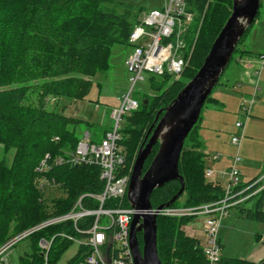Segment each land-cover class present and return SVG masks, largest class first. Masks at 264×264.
<instances>
[{"label":"trees","instance_id":"16d2710c","mask_svg":"<svg viewBox=\"0 0 264 264\" xmlns=\"http://www.w3.org/2000/svg\"><path fill=\"white\" fill-rule=\"evenodd\" d=\"M187 2L194 15L193 21H196L194 40L188 48L191 50L188 64L180 78L165 74L161 83L153 84L157 90L161 89L157 95L145 96L140 102L134 97L139 103L138 109L126 117L124 134L119 132L120 140L117 142L126 157L127 168L156 112L175 98L201 66L230 15L232 0ZM142 12L143 7L109 0H0V144L5 150L14 149L9 166L0 161V246L50 217L70 212L81 195L97 194L102 190L97 165L53 163L55 158L67 157L75 150L80 138L68 125L81 120L47 108V101L48 98L83 99L89 92L92 78L109 70L111 47L114 44L130 46L129 34L138 24ZM249 27L240 37L232 56L235 53L237 56L252 55V51L240 47ZM170 78L172 82L166 85ZM219 81L220 78L217 84ZM216 101L209 95L204 104ZM195 127L186 137L179 158L178 170L185 188L170 206H197L216 202L224 196V187L216 179L209 180L204 176L207 169L205 154ZM157 148L158 144H155L143 170L151 162ZM46 156L48 166L38 173L36 165ZM260 176L246 183L239 181L232 193L250 185ZM44 181L48 184L40 187L39 182ZM263 183L264 180L245 194H250ZM45 186L48 189L56 187L60 194L52 198L44 197L42 190ZM180 186L179 181L174 180L155 189L150 197L152 208L168 202ZM249 202L253 203L252 208L244 205ZM81 205L86 209L97 207L95 201L87 197L82 198ZM124 206H128L126 200ZM263 206L264 187L231 209L250 220L264 222ZM193 219L190 216H157V250L161 264L206 263L202 245L182 229ZM91 220L92 217L79 219L75 225L86 229ZM61 233L75 234L72 221L45 226L25 238L31 237L32 247L40 251L39 240L53 237L46 264H54L71 244L60 238ZM137 239L141 247L140 233ZM83 249L79 247L69 264H78L82 260ZM44 262L41 252L21 258V264ZM220 264L255 263L221 254Z\"/></svg>","mask_w":264,"mask_h":264},{"label":"built area","instance_id":"2783aa9c","mask_svg":"<svg viewBox=\"0 0 264 264\" xmlns=\"http://www.w3.org/2000/svg\"><path fill=\"white\" fill-rule=\"evenodd\" d=\"M143 13L128 37L131 51L125 59V69L129 88L122 94L119 108L114 109L111 113V117L115 120L114 127L97 142L92 141L90 135L86 133L69 156L57 157L53 160L54 164L68 162L97 165L100 169L99 179L103 183L102 190L97 194L81 195L70 212L50 217L35 228L8 239L0 246V264H6V252L18 240L25 238L34 230L64 221H72L75 234L61 233L60 238L77 243L79 247L84 248L82 260L78 264H134L128 246L129 228L134 210L129 204L124 206V201H127L126 193L134 159L127 168L126 157L117 146V142L120 140L119 122L126 113L138 109L139 103L134 98L133 92L135 84L143 80V72L157 76L167 74L175 79L180 78L191 55V50L186 45V37L194 18L187 0H161V5L158 8L146 10ZM263 67L264 54L260 55L259 65L255 69L257 77ZM254 87L257 91V83ZM253 100L254 97L251 96L246 103L240 106L245 118L249 115ZM235 126L241 128L242 123L236 122ZM241 139L242 134L234 135L231 138V143L238 146ZM46 158L48 156L36 165L38 173L46 170L48 166ZM239 162L240 157L238 153H235L231 166L222 173L227 176L222 199L197 206H168L157 211V216H190L202 219L204 234L202 253L205 264H220L219 227L221 219L230 212L231 207L236 203L242 202L264 187L263 183L250 194H245L247 190L264 180L263 174L250 185L232 193L234 188L239 185L237 170ZM214 174L215 172L211 169H206L204 172L206 178H210ZM39 184L40 187H43L48 182H39ZM83 197L95 201L97 207L83 208L81 205ZM87 217H92L91 225L88 228L79 229L76 227L75 224L79 219ZM103 219H105V223H103ZM52 240L53 237L49 240L41 239L38 242L45 263Z\"/></svg>","mask_w":264,"mask_h":264},{"label":"rangeland","instance_id":"374dc122","mask_svg":"<svg viewBox=\"0 0 264 264\" xmlns=\"http://www.w3.org/2000/svg\"><path fill=\"white\" fill-rule=\"evenodd\" d=\"M109 1L129 3L134 7H143V12L158 8L161 5V0ZM108 6H110V4H108ZM143 12L139 17L144 14ZM195 24L196 21L194 20L187 32L186 44L188 48H190V42L194 40ZM248 30L249 31L246 33V36H244L240 47L252 51L251 56H256L259 52L264 51V0H261L257 17ZM130 51L131 46L129 45L123 46L114 44L111 47L109 70L107 72L97 73L92 78L89 92L83 99L48 98L47 108L54 109L67 117L81 120V122L76 124L68 125V128L73 129L79 138H84L87 133L90 135L92 141L97 142L103 137V133L114 127L115 120L111 117V113L114 109L119 108L121 96L129 88L128 76L125 69V59ZM238 57L240 56H237V53L231 57L227 67L220 76V83L216 84L210 93V96L218 99V103H205L201 110L200 119L199 121L197 120V125L195 124L194 126H196L195 129L199 133L200 140L202 141V151L205 154V166L210 167L209 169L215 167V162L218 160L216 155L219 157L223 156V159H231L227 155L230 152L231 155H234L236 153V148L227 146V140L243 130L244 135L242 134L241 143L238 149L241 161L237 164V170L239 171L238 178L240 177L239 179H241L243 183H246L253 177L258 175L263 176L262 174L264 173V92L261 90L254 98V103H252L253 106L251 105L252 109L250 110L248 117L245 118L242 115V108L237 105L236 101L237 96L239 95V89L237 86L241 84V80H233L234 70L237 69L235 67V61H238ZM239 70L240 68L238 66V71ZM142 78V81H138L135 84L133 92V96L139 102L145 98V96L153 97V95H157L161 89L157 90L153 87V84L158 85L163 81L162 76L153 75L147 72L142 73ZM180 80L184 79L181 78ZM253 80H255V77ZM171 82L172 78L166 81L165 84L168 85ZM246 84L245 81L241 85L243 86ZM263 84V81L259 79V86H261V89H264ZM220 97L221 100H219ZM259 107L261 108L258 109ZM129 114L130 113H126L122 116L119 122V132L121 134H124V129L127 125L126 117ZM235 122L242 123V127L239 129L240 131L233 130L232 127H234ZM13 155V148L5 150L2 144H0V161H4L6 165L9 166L13 159ZM134 158L135 156L133 159ZM214 177L215 174L208 179L214 180ZM222 177H225L226 181L227 176L223 175ZM222 181L224 180L222 179ZM42 193L44 194V197L52 198L58 196L60 190L56 187L48 189L45 186ZM180 199L182 200L183 198ZM152 210L156 211V208H152ZM135 212L136 211L134 210V213ZM231 212H235V210L232 209ZM199 219L201 218L198 217V222ZM103 223H105V219H103ZM32 241L33 239L31 237L18 240L6 252V264H21V258H27L34 253H40L41 251L38 249L35 250L32 247ZM78 250V244L71 242L66 250L60 254L54 264H69L70 259L77 254ZM44 264L46 263L44 262Z\"/></svg>","mask_w":264,"mask_h":264},{"label":"water","instance_id":"95a60500","mask_svg":"<svg viewBox=\"0 0 264 264\" xmlns=\"http://www.w3.org/2000/svg\"><path fill=\"white\" fill-rule=\"evenodd\" d=\"M261 0H232L230 15L213 40L195 75L185 83L175 98L159 109L147 129L135 155L126 199L134 213L128 246L134 264H161L157 250V210L170 206L183 192L184 179L179 174V158L186 137L196 124L206 98L227 67L240 37L254 21ZM146 102V100H145ZM158 144L148 168L144 164L153 146ZM178 180L180 189L166 203L152 211V192ZM141 234L139 246L137 234Z\"/></svg>","mask_w":264,"mask_h":264},{"label":"crops","instance_id":"0c3cea01","mask_svg":"<svg viewBox=\"0 0 264 264\" xmlns=\"http://www.w3.org/2000/svg\"><path fill=\"white\" fill-rule=\"evenodd\" d=\"M262 54H264V51L259 52L258 55L256 56H251V55L250 56H240L237 58L238 61H235V67L237 69L234 70L233 80L234 81L241 80L240 82L241 84L245 81L247 83L246 85H243V86L241 84L237 86V88L239 89V92H238L239 95L237 96L236 101L239 107L243 103H245V101H247L251 96L255 98L261 90L264 92V89H261V86H259V79L262 80L264 83V67L261 69L259 77L255 75V69L258 67V64L260 61V55ZM238 66L240 68L239 71H238ZM254 77H255V80H253ZM255 83H257V87H258L257 91H255V87H254ZM221 86H224V85H221ZM263 87H264V84H263ZM213 98L218 100L216 97H213ZM219 100H221V97L219 98ZM210 103H214V102H210ZM215 103H218V102L216 101ZM252 106H251V109H252ZM260 108L261 107H259L258 109ZM235 123H234V127H232L233 130L235 129V131L236 130L240 131L239 130L240 128H237L235 126ZM241 134H243V130L240 131L239 135ZM231 138L227 140V143H228L227 146L231 148L235 147L236 153H237L240 145L236 146L232 144ZM227 156L231 159L230 160L223 159V156L219 157L218 155H216V158L218 160L217 162H215V165H214L215 167L211 169L212 171L215 172L214 179H216L223 187H225L227 183V179L225 181V177L224 178L222 177L224 174L222 173L225 172L229 168V166L232 164L233 155H231V152H230ZM206 168L209 169L210 167L206 166ZM240 176H241V173H240ZM222 179L224 181H222ZM239 181L243 183L241 179H239ZM244 205H246L247 207H251V208L253 207L252 202L246 203ZM231 210L220 221L219 243L221 247L222 256L227 257V258L236 259V260H245V261H248L250 263H255V264H261V263L264 264V222L250 220L246 218L244 215H240L237 212H231ZM182 229L184 230L186 235L192 238H195L199 242L200 245L203 244L204 234H203L202 219H199V222H198V218L197 219L194 218L187 225L183 226Z\"/></svg>","mask_w":264,"mask_h":264},{"label":"flooded vegetation","instance_id":"af4514ba","mask_svg":"<svg viewBox=\"0 0 264 264\" xmlns=\"http://www.w3.org/2000/svg\"><path fill=\"white\" fill-rule=\"evenodd\" d=\"M148 168V164L146 165L145 169L143 170V172Z\"/></svg>","mask_w":264,"mask_h":264}]
</instances>
